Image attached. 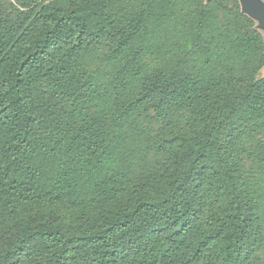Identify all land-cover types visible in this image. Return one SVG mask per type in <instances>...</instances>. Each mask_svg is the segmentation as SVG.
Wrapping results in <instances>:
<instances>
[{"label":"trees","instance_id":"16d2710c","mask_svg":"<svg viewBox=\"0 0 264 264\" xmlns=\"http://www.w3.org/2000/svg\"><path fill=\"white\" fill-rule=\"evenodd\" d=\"M0 264H264L238 0H0Z\"/></svg>","mask_w":264,"mask_h":264},{"label":"water","instance_id":"95a60500","mask_svg":"<svg viewBox=\"0 0 264 264\" xmlns=\"http://www.w3.org/2000/svg\"><path fill=\"white\" fill-rule=\"evenodd\" d=\"M238 2L241 13L254 21L256 29L264 36V0H238Z\"/></svg>","mask_w":264,"mask_h":264}]
</instances>
